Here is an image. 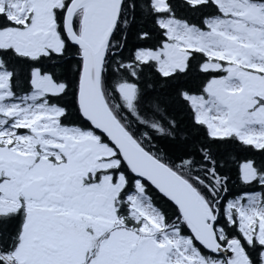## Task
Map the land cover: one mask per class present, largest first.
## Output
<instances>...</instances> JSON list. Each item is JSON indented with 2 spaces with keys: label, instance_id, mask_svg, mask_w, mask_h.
Here are the masks:
<instances>
[{
  "label": "snow or ice",
  "instance_id": "6c2138e0",
  "mask_svg": "<svg viewBox=\"0 0 264 264\" xmlns=\"http://www.w3.org/2000/svg\"><path fill=\"white\" fill-rule=\"evenodd\" d=\"M0 264H264V0H0Z\"/></svg>",
  "mask_w": 264,
  "mask_h": 264
}]
</instances>
